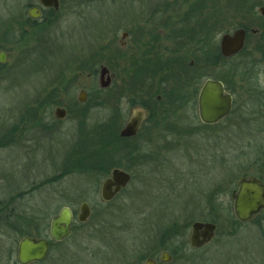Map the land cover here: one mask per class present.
<instances>
[{"label": "rangeland", "instance_id": "1", "mask_svg": "<svg viewBox=\"0 0 264 264\" xmlns=\"http://www.w3.org/2000/svg\"><path fill=\"white\" fill-rule=\"evenodd\" d=\"M138 2L79 0L73 8L62 9L63 20L31 25L23 23L30 0H0V54H5V61L0 62V264H18L17 248L24 238L20 231L28 230L36 236L46 228L48 233L51 220L63 207L69 206L78 214L83 202L91 207L88 222H76L70 239L54 245L45 261L31 264H143L141 259L155 247L162 230L174 223L185 227L186 232L176 244L187 247L171 264H264V209L251 221L235 224L231 192L227 191L237 189L243 176L264 177L261 96L252 97L244 109L249 115L256 113L254 123L240 122L235 114L223 122L218 149L221 158L215 159L213 143L207 149L211 158L204 159V154V166L198 169V162L184 161L183 156L185 151H204L203 142L197 139L185 146V141L177 142L175 153L179 155L160 167L165 170L158 179L149 175L142 187L134 178L108 204L101 202V183L96 184L86 175L71 174L78 165H70L78 161L80 152L92 150L93 144L102 140L99 135L85 136L92 128L105 125L108 110L90 111L89 118L81 119L80 131L73 133V140H50L38 131L37 135L23 133L29 125L26 109L41 97L45 83L56 79L63 67L83 54V49L103 43L110 30L135 18ZM87 103L92 105L91 101ZM146 167L158 170L152 163ZM190 176L196 181L190 182ZM222 180L223 218L216 238L193 253V261L189 259L193 252L189 237L197 219L180 215L184 205L194 211L201 202L200 189ZM184 183L188 186L178 191V185ZM176 215L179 218L173 219Z\"/></svg>", "mask_w": 264, "mask_h": 264}, {"label": "flooded vegetation", "instance_id": "2", "mask_svg": "<svg viewBox=\"0 0 264 264\" xmlns=\"http://www.w3.org/2000/svg\"><path fill=\"white\" fill-rule=\"evenodd\" d=\"M138 1L135 18L110 30L103 43L83 49V54L63 67L56 79L45 83L40 103L29 104L25 115L29 125L26 124L23 133L37 135L38 131L43 137L57 141L75 139L72 137L80 131L81 119L89 118L90 111L95 108L108 110L104 135L99 141L103 143L99 148L103 152L97 158L86 161L90 168L83 174H79L78 169H72L71 174L86 175L96 184L101 183L100 197L102 186L112 179L114 171L128 174L130 182L111 202L134 178L142 187L149 175L156 179L165 170H160V167L177 154V142L185 141L184 146L197 139L203 142L204 151L192 154L185 151L183 156L184 161L198 162V169L204 166V154V159L211 158L207 149L213 143L216 145L214 158H221L218 149L222 141L223 122L234 114L240 122L252 124L257 120L256 113L249 115L244 111L252 97H262L258 100L263 101L264 122V0ZM57 3L56 8L45 6L42 0H30L28 15L23 23L39 25L63 20L62 9L73 8L79 0H58ZM32 10H36V18L31 17ZM209 82L216 86L217 92L222 91V98L231 99L229 114L212 122L203 119L204 107L201 104L203 89ZM81 93L84 94V102L80 101ZM89 99L92 105L87 103ZM161 144L163 148H159ZM149 162L158 166L156 172L146 167ZM133 170H136L134 175ZM251 178L264 185L263 175L257 174L243 176L237 189H227L231 192L233 220L239 224L242 222L234 215V195L238 192L240 181ZM189 181L196 180L190 176ZM223 185L222 180L212 187L200 189L199 195L203 199L194 206V211L184 205L180 216L197 219L192 224L189 237L193 252L200 251L216 238L218 224L223 218L220 213ZM178 186L179 191L188 185ZM115 189L116 186H113V191ZM101 202L111 203L104 202L102 197ZM83 204L91 210L89 203ZM65 207L73 215L70 237L54 241L50 236V224L48 233L43 237H30L48 241L49 253L45 260L54 245L73 236L76 222L84 225L92 215L91 211L89 219L81 223L78 220L80 212L77 214L69 206ZM196 223L215 226L210 242L200 248L191 246L193 225ZM183 231L185 236V228ZM199 236L202 241V230ZM158 240L141 259L143 264L148 259L162 264L160 258L163 253L171 257L170 262L163 264H171L174 254L184 252L187 247L174 241L162 244L161 239Z\"/></svg>", "mask_w": 264, "mask_h": 264}, {"label": "water", "instance_id": "3", "mask_svg": "<svg viewBox=\"0 0 264 264\" xmlns=\"http://www.w3.org/2000/svg\"><path fill=\"white\" fill-rule=\"evenodd\" d=\"M58 0H42L45 6L58 7ZM36 10L31 11V17L36 18ZM226 42V40H225ZM5 61V54H0V62ZM216 86L208 83L203 89L201 95L202 117L207 122H212L229 114L230 98H222V91H216ZM220 88H222L220 86ZM83 93L80 94V101L84 102ZM130 176L124 172L114 171L111 180H108L102 186L101 197L104 202H111L122 188L130 182ZM113 186L116 189L113 191ZM264 209V185L257 179H242L238 192L234 195V215L239 222H248L251 218ZM91 215V210L87 204L80 207L78 220L81 223L86 222ZM73 223V215L68 207L62 208L57 217L50 222V236L60 242L71 236V226ZM202 230L203 240L200 241L199 231ZM215 226L211 224L193 225V233L191 236V246L200 248L210 242ZM49 253V243L45 239H35L30 237L23 238L18 245L17 259L19 264H31L34 262H42ZM161 263H168L171 257L167 253H163L160 258ZM145 264H156L154 260L148 259Z\"/></svg>", "mask_w": 264, "mask_h": 264}, {"label": "trees", "instance_id": "4", "mask_svg": "<svg viewBox=\"0 0 264 264\" xmlns=\"http://www.w3.org/2000/svg\"><path fill=\"white\" fill-rule=\"evenodd\" d=\"M40 103V96L34 101V103ZM103 133H104V126L103 125H100L98 127H94L92 128V132L90 134H88V136H85V137H92V135H94L93 137H96V136H100L101 138L103 137ZM100 140H98V142H95L93 144V148L92 150L90 151H87V152H80L82 150V147H80L78 150H77V153L80 152V157L78 159V161H75V162H71L70 165H74L77 166L74 169H78V172L79 174H83V171L84 170H88L90 168V165H88L86 163V161L88 162V159L89 161H91L92 158H97V156L103 152L102 149H99L103 143H99ZM103 169V168H102ZM73 170H71V172H73ZM69 169L66 168V170L64 171L65 173L68 172ZM63 173V174H65ZM67 174V173H66ZM63 176V175H62ZM233 222L235 224H239L237 223L235 220H233ZM183 228L185 227H180L178 225H172L170 227H166L162 230L161 234H160V239H161V243L162 244H166L168 242H178L180 239H183L184 237V231H183ZM46 230V228H44ZM42 230V231H38V234L36 236L32 235L28 230H22L20 231V236L22 237H37V238H41L43 237V235L45 234V230ZM179 239V240H178ZM195 252H192L191 254H189V259L191 258L193 261H194V258H192L191 256H194ZM177 253L174 254V261H176L177 259Z\"/></svg>", "mask_w": 264, "mask_h": 264}]
</instances>
